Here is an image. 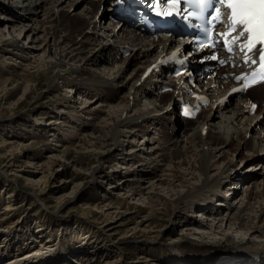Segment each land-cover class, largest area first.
<instances>
[{"label":"rangeland","instance_id":"obj_1","mask_svg":"<svg viewBox=\"0 0 264 264\" xmlns=\"http://www.w3.org/2000/svg\"><path fill=\"white\" fill-rule=\"evenodd\" d=\"M0 1L15 6L11 0ZM0 14L3 22L6 14ZM5 44L0 41L1 263L209 264L210 253L264 246V237L246 236L245 231L221 228L222 234L214 236L198 234L195 225L194 231L186 230L190 221L201 220L198 210L176 209L186 190L173 191L172 183L149 188L150 179L170 173H163L171 170L167 162L148 165L145 171L156 174L141 176L143 195L131 196L134 186L126 180L134 173L133 153L149 152L153 139L159 147L166 138L151 136V128L115 143L109 134L121 108L119 98L99 104L101 93L96 91L80 97L62 82L50 87L34 60L20 59ZM90 110L97 112L93 119L86 114ZM213 150L223 160L222 169L232 159L243 176L262 172L260 165L250 169L252 162L233 158L230 150L223 155ZM247 186L243 183L232 197L237 208Z\"/></svg>","mask_w":264,"mask_h":264},{"label":"bare ground","instance_id":"obj_2","mask_svg":"<svg viewBox=\"0 0 264 264\" xmlns=\"http://www.w3.org/2000/svg\"><path fill=\"white\" fill-rule=\"evenodd\" d=\"M11 1L15 6L0 1V13L6 14L5 20L0 21L1 44L6 42L5 45L10 46L22 60H34L35 68L46 75L50 87L62 82L80 97L96 91L101 93L97 102L99 104L119 98L121 108L110 127L109 137L112 141L117 143L126 138L133 139L142 132L145 135L150 132L152 124L167 122V118L172 122L175 93L155 95L153 88L156 84L149 86L138 80L149 64L180 46L173 34L146 35L127 27L113 33L115 24L110 26V23L104 25L103 22L110 11V0ZM183 48L187 49L186 46ZM127 52L130 54L125 57ZM203 55L198 54L197 57ZM197 86L204 95L210 96L208 108L197 119L184 123L181 132L173 137L166 136L164 142H158L159 147L153 146L157 142L153 139L149 145L151 151L136 150L133 153L130 163L134 165V173L126 180L134 186L129 194L142 197L144 190L139 189L141 176L156 174L155 170L146 172V167L167 162L171 170L166 169L163 173H170H162L161 179H150L149 188H165L164 185L172 183L170 186L173 191L179 188L186 190L179 194L176 209L187 206L198 210L197 213H201L203 218L199 222L190 221L186 230L194 231L191 225H195L198 234L210 233L215 236L221 233V228L226 232L235 229L245 231L246 236L250 234L262 238L264 111L257 108L251 112L247 99L241 97L235 83L225 75L199 77ZM253 93L256 97L263 95L264 86L259 91L263 94H258V90ZM91 110L85 113L93 119L97 112ZM75 119L80 121L81 117L76 116ZM180 134L183 139H179ZM213 148L219 149L221 154L230 150L233 158L252 162L250 169L257 168L254 164H261L262 169L261 173L251 174L249 182L244 181V184L248 182V186L245 200L237 202L241 205L239 208L233 202H226L228 206H224L223 218L222 214L213 212L214 207L209 201L222 193L225 186H229V190L235 188V193L238 192L236 181L243 176L235 171L234 164L230 163L232 159L222 169L219 166L222 164L221 159ZM52 160L50 158V162ZM183 169L188 172H183ZM217 200H220L219 204L225 202L224 197ZM217 223L220 225L217 226ZM239 252L241 254L236 258L245 255L246 259L253 257V264L264 262V246H241ZM257 255L259 258L254 260Z\"/></svg>","mask_w":264,"mask_h":264},{"label":"snow or ice","instance_id":"obj_3","mask_svg":"<svg viewBox=\"0 0 264 264\" xmlns=\"http://www.w3.org/2000/svg\"><path fill=\"white\" fill-rule=\"evenodd\" d=\"M201 5L211 0H197ZM233 25L243 26L248 33L245 47L251 50L257 44L264 45V0H228ZM261 67L264 68V47L259 49ZM247 87V85H246Z\"/></svg>","mask_w":264,"mask_h":264}]
</instances>
